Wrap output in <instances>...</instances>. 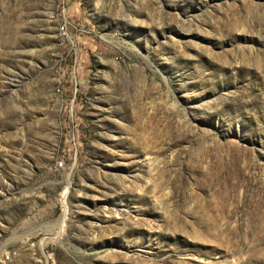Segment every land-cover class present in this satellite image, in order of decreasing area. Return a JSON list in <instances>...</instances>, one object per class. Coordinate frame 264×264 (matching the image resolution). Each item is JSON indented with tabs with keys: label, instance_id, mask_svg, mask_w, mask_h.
Here are the masks:
<instances>
[{
	"label": "rangeland",
	"instance_id": "obj_1",
	"mask_svg": "<svg viewBox=\"0 0 264 264\" xmlns=\"http://www.w3.org/2000/svg\"><path fill=\"white\" fill-rule=\"evenodd\" d=\"M0 264H264V0H0Z\"/></svg>",
	"mask_w": 264,
	"mask_h": 264
}]
</instances>
